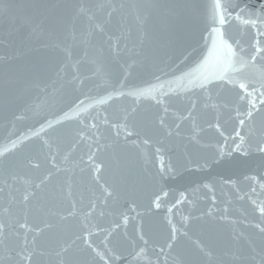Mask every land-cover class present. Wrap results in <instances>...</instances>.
I'll return each instance as SVG.
<instances>
[{
	"label": "water",
	"instance_id": "1",
	"mask_svg": "<svg viewBox=\"0 0 264 264\" xmlns=\"http://www.w3.org/2000/svg\"><path fill=\"white\" fill-rule=\"evenodd\" d=\"M210 7L10 0L0 15V264H264V107L245 124L255 129L248 155L185 171L214 155L210 125L235 126L237 82L264 77V64L233 58L219 28L205 49ZM215 9L222 23L219 0ZM227 31L250 43L243 26ZM169 163L176 172L162 179ZM206 179L212 193L192 190ZM162 187L171 191L154 201Z\"/></svg>",
	"mask_w": 264,
	"mask_h": 264
},
{
	"label": "snow or ice",
	"instance_id": "2",
	"mask_svg": "<svg viewBox=\"0 0 264 264\" xmlns=\"http://www.w3.org/2000/svg\"><path fill=\"white\" fill-rule=\"evenodd\" d=\"M215 5L216 0H211V7L203 17L204 26L201 32V42L205 49L207 48L208 42L211 41L213 31L219 28L223 34L224 41L231 49L233 58L239 64L247 65L254 64L255 62L264 64V0H219L220 10L223 14L222 23H220L219 17L216 15ZM9 10L10 0H0V15L6 14ZM170 14L175 21H179V12L173 10ZM233 24L243 26L248 35L250 34V43L247 44L246 48L241 47L239 42L232 41L228 35L227 30ZM190 53L191 49L185 51L177 61V65L186 63ZM235 87L240 90L239 98L244 105L243 108L237 107L234 112L235 126L231 131H226L218 121L210 125L218 129V134L220 135V139L214 145V155L209 159H204L199 162L190 161L185 171L189 173L208 171L213 164L223 162V160L229 158L234 153L249 154V148L251 147L249 141L254 135L255 129L249 127L246 131L245 124L252 119L255 112L261 111V108L264 107V77L254 81L239 80ZM255 151L264 155V139L256 144ZM160 159L162 160L163 158L160 157ZM175 172L176 170L169 163L167 169L161 170V177L163 179L166 174ZM201 188L208 193H212L214 190L213 180L206 179L192 186L193 191H199ZM170 191V189L162 187L154 195V201H159L162 197L166 198V195ZM187 194V189L178 190L176 193V201L180 202L187 197ZM212 199L215 200V197L212 196ZM157 207H160V205L157 204ZM257 207L261 214H264V203L258 204Z\"/></svg>",
	"mask_w": 264,
	"mask_h": 264
}]
</instances>
